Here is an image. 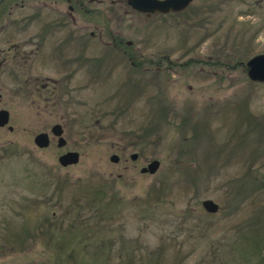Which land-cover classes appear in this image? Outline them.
<instances>
[{
  "label": "rangeland",
  "instance_id": "1",
  "mask_svg": "<svg viewBox=\"0 0 264 264\" xmlns=\"http://www.w3.org/2000/svg\"><path fill=\"white\" fill-rule=\"evenodd\" d=\"M54 1L23 0L0 33L8 46L48 27L66 39L49 49L84 56L60 106L0 104L13 128L0 127V264H264V84L246 71L264 53V0L150 17L82 0L81 30ZM66 151L79 162L60 166ZM153 160L157 172L141 173Z\"/></svg>",
  "mask_w": 264,
  "mask_h": 264
},
{
  "label": "flooded vegetation",
  "instance_id": "2",
  "mask_svg": "<svg viewBox=\"0 0 264 264\" xmlns=\"http://www.w3.org/2000/svg\"><path fill=\"white\" fill-rule=\"evenodd\" d=\"M18 1L0 0V11H2L0 15L1 34L5 33L6 27L10 24L9 19L5 17L6 11H8L7 15H11V10L17 8L19 4L21 8L25 6L23 0H21V3ZM57 1L55 0L53 3L57 4ZM98 1L100 3L103 2L102 0ZM66 2L69 3L67 17L70 25L76 29L79 27L80 29H78L81 30L79 14H82L83 11L86 13L87 11L83 6V1L66 0ZM89 2H92V0H89ZM112 2L114 3V0ZM116 2L126 4V0L125 2L123 0ZM126 6L130 9L127 4ZM130 11L132 10L130 9ZM34 21L40 23L36 19V15L30 19V25H34ZM66 22V19H64L62 24L66 25ZM58 24V22H54V25ZM43 26L47 27L49 24L43 23ZM93 35L91 33V36ZM51 37L57 39L58 42L66 41L65 37L62 38L59 33H49L47 27L40 33L29 34L27 39L21 43L13 41L8 46H3L4 44L0 46V104L12 105L18 102L20 97H23L31 99V104L37 106H40L41 103L46 106H60L65 97L72 96L74 88L75 90L78 88L73 83L76 80L78 71L83 67V53L81 51L69 52L63 49L51 50L48 45ZM69 37L71 40L82 41L81 33H73ZM123 53L128 57H135L133 54L129 56V52L123 51ZM139 57L141 58V56ZM93 60L92 64L98 62V60ZM0 110L8 111L3 107H0ZM61 126L64 137V127L63 125ZM39 133H48V131L43 130ZM53 138L58 140L57 137L53 136Z\"/></svg>",
  "mask_w": 264,
  "mask_h": 264
},
{
  "label": "water",
  "instance_id": "3",
  "mask_svg": "<svg viewBox=\"0 0 264 264\" xmlns=\"http://www.w3.org/2000/svg\"><path fill=\"white\" fill-rule=\"evenodd\" d=\"M193 0H126V4L134 12L144 14L147 17L151 15H166L177 13L185 10ZM247 77L250 81L264 84V53L258 54L250 58L246 62ZM9 124V112L0 110V127L8 126V130L13 128ZM51 133L57 137V147L62 148L66 145V140L63 137V129L60 124H56L51 128ZM33 142L39 149H46L50 146V137L48 133H39L35 135ZM79 153L76 151H68L58 157V163L62 167L75 165L79 162ZM131 160L137 159V154L130 156ZM110 162L118 163L119 157L116 154L110 156ZM160 167L157 160L151 161L146 167H143L141 173L155 174ZM203 209L209 214H215L219 210V206L212 200H204L202 202Z\"/></svg>",
  "mask_w": 264,
  "mask_h": 264
}]
</instances>
